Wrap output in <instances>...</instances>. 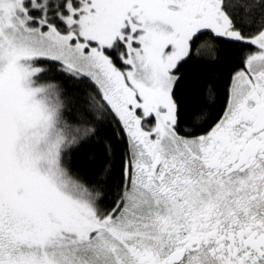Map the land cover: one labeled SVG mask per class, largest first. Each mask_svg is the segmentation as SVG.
Here are the masks:
<instances>
[{
	"label": "snow or ice",
	"instance_id": "obj_1",
	"mask_svg": "<svg viewBox=\"0 0 264 264\" xmlns=\"http://www.w3.org/2000/svg\"><path fill=\"white\" fill-rule=\"evenodd\" d=\"M0 264H264V0H0Z\"/></svg>",
	"mask_w": 264,
	"mask_h": 264
},
{
	"label": "trees",
	"instance_id": "obj_2",
	"mask_svg": "<svg viewBox=\"0 0 264 264\" xmlns=\"http://www.w3.org/2000/svg\"><path fill=\"white\" fill-rule=\"evenodd\" d=\"M239 53L230 49H224L221 59L216 62L211 59L204 64H188L181 70L184 79L181 82V90L189 97L199 96L201 93L206 95L207 87L212 86L219 97L220 103L217 110L223 103L226 84L230 73L234 70ZM107 127V126H105ZM73 163H80L79 154L72 158Z\"/></svg>",
	"mask_w": 264,
	"mask_h": 264
}]
</instances>
